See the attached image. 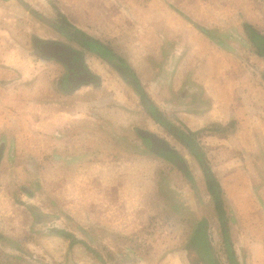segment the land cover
I'll return each mask as SVG.
<instances>
[{
	"label": "crops",
	"instance_id": "0c3cea01",
	"mask_svg": "<svg viewBox=\"0 0 264 264\" xmlns=\"http://www.w3.org/2000/svg\"><path fill=\"white\" fill-rule=\"evenodd\" d=\"M67 23L113 46L159 111L153 95L172 106L188 134L220 142L214 160L199 146L228 221L232 214L241 229L248 220L246 246L237 245L229 223L236 262L244 264L238 252L247 249L245 264H264V58L243 29L264 34L258 0H0V239L24 247L23 264L177 262L171 255L160 261L155 249L167 245L156 224L148 229L151 219L185 207L160 194L159 170L169 162L158 158L171 148L139 127L137 135L149 132L168 148L153 151L140 135L143 143L132 144L126 95L134 82L70 41ZM103 65L121 84V97L105 103L97 99L109 88ZM101 114L112 129L102 128ZM193 157L200 180L181 158L172 160L188 178L183 196L200 193L213 206ZM196 227L188 232L176 221L175 230L193 238Z\"/></svg>",
	"mask_w": 264,
	"mask_h": 264
},
{
	"label": "rangeland",
	"instance_id": "374dc122",
	"mask_svg": "<svg viewBox=\"0 0 264 264\" xmlns=\"http://www.w3.org/2000/svg\"><path fill=\"white\" fill-rule=\"evenodd\" d=\"M258 2H264V0H258ZM117 44L118 43H115V45ZM78 66H80V62L78 63ZM90 66L94 70L95 68L98 69L99 63L98 62L96 63L91 60ZM111 72L112 70L109 67L105 68L104 66V69L102 71V75L104 78L102 81L105 82V84H107V86L112 89H109V88L104 89L103 97L105 98H103L101 95L98 94L97 99L98 101H101V103L102 102L105 103L104 100L112 99L111 97H114V98L121 97V92H120L121 89L119 87V85L121 84L119 81V76ZM112 74L116 75L115 79L113 78ZM138 95L142 103L143 98L142 96H140L138 89L135 86H132V88L129 89V92L126 95V97L128 98L126 109H127L128 118H129L128 120L129 122L128 139L132 141V144L140 145L141 143H143V141L140 138V136L137 135L136 132H134V130L136 131L138 129H143V130L151 131L153 134L157 135L158 137H160L162 140H164L168 144L171 150L169 149L167 151L161 152L162 155L159 156L161 158H158L160 162H164V160H167L169 162V164L167 163L166 165L167 167H163L159 170L160 171L159 172L160 183H161V193L160 194L164 198H167V199L171 198L172 201L182 200L181 205L183 207L185 206L184 208L177 209L179 210V214H177L176 212L174 213V211L176 210H172V213L171 211H166V213H164V216H161L162 218L160 220L158 221L156 220V222H154L151 219L149 221L148 229H152L154 227L153 224H156L158 226L163 243L167 245V247L164 248L165 245L162 244L161 246L162 249L160 250L155 249V252L160 255V261H163L164 259L165 261L168 260L166 258L169 255L173 256V258L177 260V262L174 263L173 261L172 264H211L210 263L211 258H209L210 257L209 253H207V251H204V250L200 251L196 247L192 246L193 241L191 238V234L188 233L191 231V229L192 230L195 229L197 222L203 218V220L207 222V228H205V230L207 229L206 231H207L208 239L212 247V253H213L212 257H214L215 260L217 261L216 264H230V261L228 258L229 255L225 248L226 246L224 243V237L222 235L221 227L217 221L216 213H215V210L213 209V206L211 205L210 199L206 195L200 196V193H199V196H193L194 193H192V191L191 193L193 195H190L188 193L187 196H183L187 191L185 189L187 187L185 186H187L188 184L187 182L188 178L184 176V174L182 173L183 171L178 166H176L175 164H172V160L174 159L176 160L177 157L179 159L181 158V160L187 166H189V168H191L194 179L196 178V180H200V176L195 174V168H197V164L195 162V158L193 157V154L188 150L185 144H183L182 142L177 140L175 137H173L162 126L154 125L155 123L147 115L148 112L146 111V107L143 105V103L142 105L141 103L139 104ZM152 97L156 98V101L159 103L163 114H165L171 120L170 121L167 119V121L173 124L178 130H181L182 132H184V134H188L186 132L184 125L182 124L183 123L182 121H181L182 123L179 120H176L174 122L173 115L171 112L172 106L169 107L168 105H164L163 104L164 102L163 101L161 102L159 99H157V96L155 95H153ZM162 112L159 111L161 116H163ZM143 115H144V119H142ZM104 116L105 114H101V118L103 120L102 128L112 129L113 124L110 123V119H107ZM188 136L190 140L192 139L194 142H197L198 145L201 144L203 146L202 148H205L206 153H208V156L214 160V155L213 153H210V152L214 151V149L220 142L215 143V141L212 139H205L204 137L207 136L206 133L197 134L196 136L195 135L192 136L188 134ZM147 145L148 143H146V146ZM147 147H149V145ZM173 151L177 154V156L175 155ZM147 152L152 153L149 150H147ZM184 163L182 167L185 166ZM201 202L202 204H206L207 206L209 205L208 211L204 212L203 215L200 214L198 211H196V208L200 205ZM174 218H176L177 223L181 224L182 226H185V228H190L188 232L186 233V235L184 234V229L179 232L178 230L177 231L175 230L176 221ZM229 220L232 223V227L234 230L233 234L234 236H236L235 240H236L237 245L242 244L243 246H246L247 241H245L246 239L244 238V236L248 234L247 232L248 220L247 222L242 223L243 225H241V229L239 228L237 219H235L232 216V214L231 216H229ZM198 226L196 227V231H198L197 232L198 235L199 234L201 235L202 229H199ZM242 227L244 228L242 229ZM238 235H240V237ZM230 239L233 242L232 236ZM145 240L146 239L144 238V241ZM197 240H199V238L195 237L194 241H197ZM145 242H146L145 244L148 243L147 240ZM189 246H192V247H189ZM187 247H188V250L186 249ZM99 249L104 255V250L100 247ZM150 250H151L150 248H147L144 250V260L145 261L150 260L151 262L150 254L152 253L150 252ZM244 251H245V255H242L241 251L238 252V255L239 257L241 256V259H242V256H244L243 259H244V264H245L248 262V254H247V249H244ZM24 253H25L24 247L23 246L20 247V243L18 242L16 243L15 240L10 239L6 236L0 239V264H23V261L21 260V256ZM85 253H86L85 257H88L90 252L85 251ZM186 255L188 257V260H186ZM174 256H177L178 259H176ZM182 257H185V259Z\"/></svg>",
	"mask_w": 264,
	"mask_h": 264
},
{
	"label": "trees",
	"instance_id": "16d2710c",
	"mask_svg": "<svg viewBox=\"0 0 264 264\" xmlns=\"http://www.w3.org/2000/svg\"><path fill=\"white\" fill-rule=\"evenodd\" d=\"M244 32L246 33L248 39L250 40L255 53L259 57L264 58V34L257 31L253 26L249 24H243ZM66 34L65 36L72 42L79 45L82 49L86 51H90L108 64H110L114 69L120 73V75L124 78V80L129 82H134L133 86H135L138 90L140 95L143 98V105L146 107V111L148 114L155 120L157 124L162 126L167 132H169L173 137L177 140L188 146L194 156L198 159L204 176L206 178L208 191L210 197L212 199V203L214 206V210L216 212V216L218 219V223L220 224L222 235L224 237L225 248L228 253V258L230 264H237L235 259V253L232 250L230 239H229V221H228V214L226 211L224 199L222 196V188L214 177L210 167L207 164V160L201 151L200 146L194 142L192 139L190 140L187 134H184L181 130H178L173 124L167 121V119L159 113V109L156 105L148 98L147 93L141 86L139 79L134 71V69L127 63V61L122 58L116 51L114 50L113 46L108 43L102 42L100 40L94 39L90 37L87 33L82 30L77 29L74 26H71L67 23L66 25ZM81 57L83 56V52H79ZM82 60V58H81ZM199 229L201 230V235L197 234L192 238L193 245L200 251H207L209 253V258L211 264H216V260L212 253V247L210 245L208 235H207V228L206 222H202L199 224ZM198 237L199 240L194 241V238Z\"/></svg>",
	"mask_w": 264,
	"mask_h": 264
},
{
	"label": "water",
	"instance_id": "95a60500",
	"mask_svg": "<svg viewBox=\"0 0 264 264\" xmlns=\"http://www.w3.org/2000/svg\"><path fill=\"white\" fill-rule=\"evenodd\" d=\"M139 135L142 138H144L145 140H149L151 142L153 151L158 152V150L161 149V148L164 149V150L168 148V146L166 145V143L164 141L160 140L157 136H155V135H153V134H151L149 132L140 131ZM177 162H178V164L181 165V161L180 160H178Z\"/></svg>",
	"mask_w": 264,
	"mask_h": 264
}]
</instances>
